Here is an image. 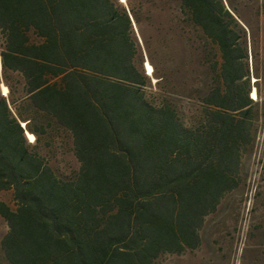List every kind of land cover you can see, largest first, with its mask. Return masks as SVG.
I'll list each match as a JSON object with an SVG mask.
<instances>
[{
    "label": "trees",
    "instance_id": "trees-1",
    "mask_svg": "<svg viewBox=\"0 0 264 264\" xmlns=\"http://www.w3.org/2000/svg\"><path fill=\"white\" fill-rule=\"evenodd\" d=\"M258 25L245 0H0V191L14 202L0 201V264H153L195 249L251 142ZM175 34L194 55L216 51L206 83L188 65L158 75L154 52L167 57ZM169 88L200 109L182 118ZM57 135L78 163L70 178L48 161Z\"/></svg>",
    "mask_w": 264,
    "mask_h": 264
},
{
    "label": "rangeland",
    "instance_id": "rangeland-1",
    "mask_svg": "<svg viewBox=\"0 0 264 264\" xmlns=\"http://www.w3.org/2000/svg\"><path fill=\"white\" fill-rule=\"evenodd\" d=\"M245 1L249 8L258 9L257 33L261 40L256 65L259 78L250 74L249 82L250 90L256 89V98L252 99L254 105L247 120L251 142L242 148L233 188L223 194L215 210L204 217L198 232L199 245L180 254H163L153 264H264V0ZM243 16L255 29L251 13L245 9ZM177 35L168 44L167 57L159 51L154 52L153 61L158 75L165 72L166 65H172L175 69L188 65V77H195L200 83H206L217 56L216 51L212 46L205 47L199 42L200 45L195 48L200 54L194 55ZM195 38L198 43V36ZM165 60L168 64H164ZM249 69L251 73L250 62ZM183 76L179 75L181 78ZM154 82L152 79L151 88L146 89V95L148 99L158 102L164 96L154 89ZM169 89L173 94L168 93L166 97L182 118H187L193 110L200 109L197 94L188 90ZM249 97L251 98V93ZM53 140L47 154L48 161L57 177L70 178L78 168L70 142L65 135H57ZM40 152L44 154L45 151L41 149ZM0 201L14 207L10 191H0ZM6 232V222L0 217V241ZM2 259L0 249V261Z\"/></svg>",
    "mask_w": 264,
    "mask_h": 264
},
{
    "label": "bare ground",
    "instance_id": "bare-ground-1",
    "mask_svg": "<svg viewBox=\"0 0 264 264\" xmlns=\"http://www.w3.org/2000/svg\"><path fill=\"white\" fill-rule=\"evenodd\" d=\"M119 2H121L122 4H125L126 0H119ZM143 68L145 70L146 75L152 78L153 68L147 61H145ZM1 92L3 95H6L7 89L4 86H1ZM255 98H256V91L255 89H253L251 91V99H255ZM21 125L23 126L24 123H21ZM26 137L29 142L34 141V136L32 134L26 133Z\"/></svg>",
    "mask_w": 264,
    "mask_h": 264
},
{
    "label": "water",
    "instance_id": "water-1",
    "mask_svg": "<svg viewBox=\"0 0 264 264\" xmlns=\"http://www.w3.org/2000/svg\"><path fill=\"white\" fill-rule=\"evenodd\" d=\"M22 127H24V125Z\"/></svg>",
    "mask_w": 264,
    "mask_h": 264
}]
</instances>
